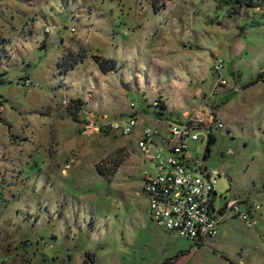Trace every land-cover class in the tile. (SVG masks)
<instances>
[{
    "label": "rangeland",
    "instance_id": "obj_1",
    "mask_svg": "<svg viewBox=\"0 0 264 264\" xmlns=\"http://www.w3.org/2000/svg\"><path fill=\"white\" fill-rule=\"evenodd\" d=\"M263 68L264 0H0V264H264ZM155 100L208 126L186 156L260 204L252 227L197 246L151 220L138 132L100 127Z\"/></svg>",
    "mask_w": 264,
    "mask_h": 264
},
{
    "label": "built area",
    "instance_id": "obj_2",
    "mask_svg": "<svg viewBox=\"0 0 264 264\" xmlns=\"http://www.w3.org/2000/svg\"><path fill=\"white\" fill-rule=\"evenodd\" d=\"M45 32L48 33L49 29L46 28ZM222 67L221 59L213 64L217 73ZM261 74L264 78V68ZM3 80L4 74L0 71V82ZM19 80L25 87L32 83L27 74ZM225 82L223 78L218 79V85ZM162 104L163 101L155 100L148 105L150 108L138 110L131 102L130 113L103 121L100 128L120 135L138 132L137 147L150 168L143 172L142 190L148 197L151 220L194 243H203L217 235L218 219L213 211L212 199L219 172L206 166L204 154L187 164L185 152L189 142L200 140L202 132L208 139V126L186 115L169 118L165 115V108H161ZM3 111L4 98L0 94V114ZM221 127V123L217 124V128ZM241 202L245 203L246 212L240 211ZM260 208L254 199H231L218 218H228L234 212L249 228L252 226L250 213Z\"/></svg>",
    "mask_w": 264,
    "mask_h": 264
},
{
    "label": "crops",
    "instance_id": "obj_3",
    "mask_svg": "<svg viewBox=\"0 0 264 264\" xmlns=\"http://www.w3.org/2000/svg\"><path fill=\"white\" fill-rule=\"evenodd\" d=\"M28 75V74H27ZM4 81V80H3ZM2 81V82H3ZM165 104V115H167V117H169V118H172V119H174V118H178V117H180V116H173L172 114L170 115L169 113H168V111H167V107H166V103H164ZM183 115V114H182ZM181 115V116H182ZM185 161H186V163L187 164H190V162L192 161V160H189V158L186 156V152H185ZM205 164H206V166H207V162H206V158H205ZM208 167V166H207ZM217 192H216V186H215V190H214V192H213V199H212V207H213V211L215 212V215H216V217H217V219H218V222H217V231H218V226L220 225V223H223V222H225L226 220H229L230 218H232V217H238L239 219H241L236 213H234V212H232V214H231V216L230 217H228V218H218V215L221 213V211L224 209V207L226 206V204H227V202L229 201V200H227L225 203H223V204H221L219 201L220 200H217ZM219 198H221V196H219ZM232 199H239V200H246V199H253V198H250V197H245V198H232ZM231 200V199H230ZM255 200V199H254ZM219 202V204L218 205H216V202ZM147 203H148V197H147ZM239 209H240V211H243V212H246L247 211V208H246V206H245V203L244 202H241L240 204H239ZM148 211H149V207H148ZM255 212H257V211H255ZM253 213H254V211H252L251 213H250V217H251V220H253ZM149 214H150V212H149ZM151 218V217H150ZM242 220V219H241ZM243 221V220H242ZM244 222V221H243ZM245 223V222H244ZM245 225H246V223H245ZM253 225V224H252ZM247 227V226H246ZM252 227V226H251ZM248 228V227H247ZM250 228V227H249ZM170 232H173V231H170ZM217 234H218V232H217ZM217 236V235H216ZM215 236V237H216ZM215 237H213V238H215ZM213 238H208V239H213ZM195 244V243H194ZM202 245V244H201ZM186 253V251H184V250H181L179 253H177L176 255H175V257H178L179 255L181 256V255H184ZM173 259H167L163 264H172L173 263ZM230 264H235L233 261H230Z\"/></svg>",
    "mask_w": 264,
    "mask_h": 264
},
{
    "label": "trees",
    "instance_id": "obj_4",
    "mask_svg": "<svg viewBox=\"0 0 264 264\" xmlns=\"http://www.w3.org/2000/svg\"><path fill=\"white\" fill-rule=\"evenodd\" d=\"M71 55V54H70ZM85 54H80L79 56L73 58V61L68 64L67 66L64 67L65 68H68V67H72L73 65H75L76 63L82 61L84 58H85ZM95 60L97 61V63L99 64V67L100 69L103 71V72H108V71H111L115 68V61L111 58H102L100 56H96L95 57ZM58 65H61V60H59L57 62ZM3 74L5 75V73L3 72ZM263 78L262 74L260 73L255 79L249 81L248 83H246L244 86H248V85H252L258 81H260V79ZM2 83V81L0 82V84ZM234 93V92H233ZM161 108H165V105L162 104L161 105ZM73 118L75 120L78 119V117L76 115L73 114ZM214 141V137L212 135H209L208 139H207V143H206V152L209 151V147L210 145L213 143ZM204 153V158L207 157V153ZM197 246H201L202 243H195Z\"/></svg>",
    "mask_w": 264,
    "mask_h": 264
}]
</instances>
